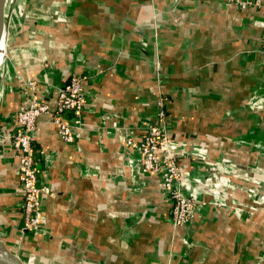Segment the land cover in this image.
I'll use <instances>...</instances> for the list:
<instances>
[{
  "label": "crops",
  "instance_id": "1",
  "mask_svg": "<svg viewBox=\"0 0 264 264\" xmlns=\"http://www.w3.org/2000/svg\"><path fill=\"white\" fill-rule=\"evenodd\" d=\"M257 1L242 9L231 0H26L40 15H5L0 242L23 264H264ZM73 75L83 77L85 96L74 141L46 116L33 132L38 184L51 196L41 198L42 224L30 233L17 154L2 135L30 100L53 109ZM158 101L185 193L202 203L176 228L159 176L142 172L136 149Z\"/></svg>",
  "mask_w": 264,
  "mask_h": 264
},
{
  "label": "built area",
  "instance_id": "2",
  "mask_svg": "<svg viewBox=\"0 0 264 264\" xmlns=\"http://www.w3.org/2000/svg\"><path fill=\"white\" fill-rule=\"evenodd\" d=\"M234 5L245 9L259 6V1L231 0ZM264 29V23L260 26ZM83 77L73 75L56 93L54 108L49 104L32 99L22 105L13 119L12 133L2 137L9 141L18 159V180L22 191V223L24 231L34 233L39 230L43 220L41 198L51 196L47 187L38 184L37 151L33 144V132L42 116L48 117L57 128L65 143L74 141L73 131L81 128L85 96L82 88ZM35 87L36 82L28 84ZM157 123H151L140 141L136 144L139 164L145 174L159 176L164 192L171 201V222L174 228L192 221L196 210L191 196L185 193L180 169L176 164V155L170 148L169 137L164 128L165 107L162 101L156 103ZM63 116H68L70 122ZM127 144L132 145L130 141Z\"/></svg>",
  "mask_w": 264,
  "mask_h": 264
},
{
  "label": "rangeland",
  "instance_id": "3",
  "mask_svg": "<svg viewBox=\"0 0 264 264\" xmlns=\"http://www.w3.org/2000/svg\"><path fill=\"white\" fill-rule=\"evenodd\" d=\"M12 1H13V3H14V0H11V3H12ZM26 0H16L15 1V7L18 9L17 10V12L15 11V13H14V9L11 7V3L9 4V2H10V0H8L7 1V4H6V6H5V15H25L24 14V10L26 11V10H28L29 9V7H30V4H29V7L27 8V4H24V2H25ZM40 1V0H39ZM13 3H12V5H13ZM32 7H35L34 8V10H32L31 8L29 9V11H30V14L29 15H34L33 14V12L34 11H36L37 12V14L38 13H40V11H38L37 10V8H36V6L33 4V6ZM38 15H40V14H38ZM5 49V48H4ZM4 53H5V51H4ZM4 59H5V57H4ZM4 59H3V61H2V63L0 64V67L2 66V64H3V62H4ZM163 103H164V101H162ZM153 123H157V121H156V119H155V121L153 122ZM164 128H165V131H166V133H167V135H168V137H169V134H168V130H167V126H166V114H165V117H164ZM170 141V140H169ZM171 148V147H170ZM172 150V149H171ZM176 155V154H175ZM176 164H177V166H178V161H177V155H176ZM179 167V166H178ZM180 169V168H179ZM180 173H181V170H180ZM148 175H155V174H152V173H150V174H148ZM181 179H182V173H181ZM182 182H183V179H182ZM161 186H162V184H161ZM163 189V188H162ZM164 191V190H163ZM190 198H192L193 199V201H194V203H196V210H195V213H194V217H193V219H192V221L194 220V218H195V216H196V213H197V210H198V208L202 205V203L200 202V201H198V200H196L195 198H193V197H190ZM191 222V221H190ZM189 222V223H190ZM187 225V224H186ZM184 226V225H183ZM181 227V226H180Z\"/></svg>",
  "mask_w": 264,
  "mask_h": 264
},
{
  "label": "water",
  "instance_id": "4",
  "mask_svg": "<svg viewBox=\"0 0 264 264\" xmlns=\"http://www.w3.org/2000/svg\"><path fill=\"white\" fill-rule=\"evenodd\" d=\"M7 0H0V42L5 37V6ZM0 264H23L21 259L0 242Z\"/></svg>",
  "mask_w": 264,
  "mask_h": 264
},
{
  "label": "bare ground",
  "instance_id": "5",
  "mask_svg": "<svg viewBox=\"0 0 264 264\" xmlns=\"http://www.w3.org/2000/svg\"><path fill=\"white\" fill-rule=\"evenodd\" d=\"M4 39H2L1 40V42H0V63H1V60H2V58H3V55H4V47H3V45H4Z\"/></svg>",
  "mask_w": 264,
  "mask_h": 264
}]
</instances>
